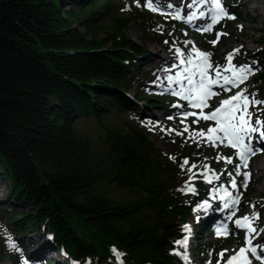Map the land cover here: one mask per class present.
I'll use <instances>...</instances> for the list:
<instances>
[{
    "label": "trees",
    "instance_id": "1",
    "mask_svg": "<svg viewBox=\"0 0 264 264\" xmlns=\"http://www.w3.org/2000/svg\"><path fill=\"white\" fill-rule=\"evenodd\" d=\"M142 1L0 0V185L7 188V204L23 206L14 217L1 210L0 225L14 227L15 240L42 233L51 251L78 264H191L183 259L184 246L175 243L187 233L182 226L191 216L197 223L194 250L206 253L202 241L221 219L196 216L192 207L216 187L197 172L191 181L196 192L179 191L191 175L179 165L187 157L189 166L207 164L226 181L227 162L216 157H232V148L198 147L188 133L168 132L173 149L161 151L142 122L164 128L169 120L143 113L158 105L168 110L175 99H152L143 89L135 99L125 94L149 55L123 29L139 20L143 40L173 42L178 22H159ZM105 18L109 29L102 28L108 27ZM237 58L254 70L244 89L264 99V44L253 52L241 49ZM110 117L117 122L109 123ZM91 120L104 130V150L80 127ZM186 123L192 121L187 117ZM11 249L2 255H13Z\"/></svg>",
    "mask_w": 264,
    "mask_h": 264
},
{
    "label": "rangeland",
    "instance_id": "2",
    "mask_svg": "<svg viewBox=\"0 0 264 264\" xmlns=\"http://www.w3.org/2000/svg\"><path fill=\"white\" fill-rule=\"evenodd\" d=\"M226 11L230 15H234L235 19L226 18L224 20H228L226 23V27L220 28L219 24L222 23V20L217 26L213 28L211 32H200L197 31L198 23L200 24L201 21L197 20L192 23L186 22L184 19H177V25L172 30V38L173 42L169 43H160L156 42L155 38H146L143 40L141 38L142 32L140 27L138 26L139 20L137 23L131 22L127 27L123 29L124 35L132 40H136L139 43H142L143 46L147 48L149 59H147V65L142 66L141 73L136 72L133 75V81L135 87L131 90L126 91L127 97L135 99L136 91L137 90H145L148 92L152 99H155L156 96H164L166 100L175 99V101L171 104V107L168 110H162L161 107L155 106L153 108H149L143 113L154 115L156 118L160 120L167 121L168 127H159L156 128L152 126L149 122H142L143 127L145 128V132L151 136V138L158 144L159 149L163 152H170L173 149L172 139L168 136V131L165 129H177L178 131L181 130L184 125L181 124V113L183 112H199V110H195L188 105V103L179 96H176L173 91H179L181 89V83L173 82L169 85L167 80V76H175L178 73L184 71L185 66H180L178 68H172L173 64L178 63L176 58V54L174 49L180 48L187 53L188 49L191 47H195L204 52H210L211 55V63L213 66L221 65L226 66V56L233 52L234 49H247L250 51H256L263 47L264 44V0H235L231 6L226 5L227 0H220ZM191 3V0H163L159 2L158 0H153V7L157 8L156 11H152L148 7L145 6V0L141 2V5L152 12L156 13L160 16L159 22L167 24L174 20L172 18L175 15L176 11L183 9L185 12L188 11L187 8L184 6ZM171 4L173 7H168ZM70 7V6H68ZM67 7V8H68ZM196 8L200 10L210 9L211 5L200 4L199 0H197ZM196 8L192 10L195 11ZM114 11L118 15H125V10L123 8L118 9L114 8ZM117 11V12H116ZM167 13V15H166ZM250 15L251 20L249 22L242 21L240 19L243 15ZM106 26H102L104 29H109L112 26L111 21L108 18H105ZM243 26L242 33L240 32L241 28L239 26ZM228 33L227 36H221L219 42L213 46L209 41L216 40V33ZM186 33V34H185ZM99 37H105L106 32H100L98 34ZM208 39V42L205 40ZM187 42H191L190 44ZM177 43V44H176ZM208 47H205L207 46ZM215 54L216 57H213ZM218 61H220L218 63ZM233 64L240 65H250L252 68V74L254 73L253 66L250 63H246L244 59H233ZM165 69H169V71H165ZM250 74L248 79L251 77ZM247 79V80H248ZM246 80V81H247ZM155 81V83H153ZM245 81V82H246ZM244 82V83H245ZM244 83L240 84L238 88H233L231 92H222L220 95L212 97L209 101L211 105V109H214L216 106L220 104L223 99L228 98L231 95H235L237 92L244 89ZM183 87L187 88V82H183ZM165 89H168L167 91ZM213 91L219 92L220 89L218 86L213 87ZM246 94H252L247 92ZM258 100L264 101V99L256 98ZM174 105H182L183 107H174ZM249 111L254 113H258L261 120H264V105L257 106L256 108H249ZM205 113L210 112L209 109L204 111ZM169 116H172L173 119H168ZM133 115H130V120L136 123V120L133 118ZM188 119L193 121L196 117L189 116ZM253 122L256 120V114L252 117ZM108 122L114 124L117 120L113 117L108 118ZM206 124V128L209 126H215L214 122L212 121H205L203 119L200 120L199 124H188L192 127L199 126L202 129L203 125ZM80 127L88 133L93 140L95 146L99 150H104V146L102 145V139L100 138L104 130L101 128L99 122L96 120H91L88 122L83 121ZM264 144L257 143L256 140H253V147L254 149H262ZM233 163L229 164L226 163L224 166L223 175L226 181H219L213 180L211 183V187H216V192L213 195L206 196V200L209 201L211 205L208 209H199V205L204 201L200 202L196 206L192 208H196V216L201 218L213 219L215 216L220 215L221 219L217 221L224 222V225H227L229 230V235H217V228H215L212 232L207 234L206 238L203 242L205 244L206 253H198L194 250V245L196 242L195 236V228L197 223L189 217V224L190 231L188 232V241L187 246L184 247L186 252L183 253V258L190 262L191 264H217L219 259L218 254L223 250L227 249L228 252L225 253L224 259L227 260L230 255L233 254V250L239 251L241 247H245V233L246 230H238L235 228L233 224V220L239 219L244 217L245 215L251 216L253 213H259V219L252 221V226L259 230L264 228V176L262 172L258 171L255 172L253 167L260 162L264 161L263 157V150L257 151L256 155L251 156L248 161L247 168H244L241 164L240 173L248 172L250 173V179L248 180V186L245 189L242 186L243 176L242 174H238L237 169L234 165L240 164L241 162L236 158V151L233 149ZM208 155H212V152L209 150ZM223 167V166H221ZM228 172L232 173V177L236 180L237 188L230 187V177L227 175ZM197 179V178H196ZM227 187L228 191H230L233 196H239V204L235 206V209H224L223 203L225 201L220 200L219 197L224 195L223 191H217L220 189L221 186ZM7 188L2 184L0 185V212L4 208L7 209L8 215L14 217L15 211H20L23 209V206L20 205L16 209L11 206V204H7ZM21 203V202H20ZM194 204V203H192ZM253 204L255 207H253ZM235 210V216L229 218L230 211ZM4 229H7V233H10L12 241L16 242L20 251H16L11 249L13 255L11 256H3L2 249L8 246L7 240V233H5L2 229H0V264H24V261H27V264H32L31 259L36 255L33 253L34 250H37L39 245L48 246L49 243L47 242V238L42 233H31L26 232L23 235L18 236L16 240L14 239V232L13 229L6 224L1 223ZM233 232H238V234H231ZM255 236V234H253ZM23 237L22 239H18ZM260 241H264V232H259V236L253 239V244H257ZM220 244V245H218ZM51 251V250H50ZM21 252L23 255H21ZM61 254V253H60ZM57 256V254L52 251L49 253L48 256H41L45 257L44 259H49L52 257L53 260L52 264H69L72 261L67 260L62 256ZM38 255V254H37ZM248 258L251 259L252 264H262L261 261L256 260L252 257V254L249 252L247 253ZM40 256V255H39ZM44 261V260H43ZM45 264V263H41ZM74 264V263H73Z\"/></svg>",
    "mask_w": 264,
    "mask_h": 264
},
{
    "label": "snow or ice",
    "instance_id": "3",
    "mask_svg": "<svg viewBox=\"0 0 264 264\" xmlns=\"http://www.w3.org/2000/svg\"><path fill=\"white\" fill-rule=\"evenodd\" d=\"M134 2H139V0H134ZM200 4L211 5L209 11L200 10L196 8L197 0H191V3L185 5L184 7L188 11L183 9L176 11L175 15L172 16L173 19H184L186 22L192 23L194 21L200 20L201 23L197 26V31L200 32H211L214 26L219 23V21L225 17L229 19H235L234 15H230L225 11L220 0H199ZM145 6L156 11L157 8L153 7V0H145ZM168 7H173L169 4ZM196 8L195 11L192 9ZM167 15V13H166ZM243 30V26H239ZM159 30V29H158ZM186 34V33H185ZM228 33H216V40L209 41L213 46H215L221 36H227ZM165 43H169L165 41ZM191 43V42H187ZM178 63L173 64L172 68H178L180 66L185 67L184 71L178 73L175 76H167L169 85L171 83H181V89L179 91H173L172 94L182 97L190 107L198 109L199 112H183L181 116V124L184 127L181 130L177 129H165L168 132H174L176 135L184 136L188 133L187 139L193 143H196L199 147L201 143L206 144L212 148H217L220 145L226 147H231L236 151V158L241 162L240 164L234 165L237 169L238 174H242L243 181L242 186L246 189L248 186V180L250 179V173L243 172L240 173L241 164L244 168H247L248 161L251 156L256 155L257 151H262V149H254L253 140L255 139L257 143L264 144V120H261L258 113L249 111V108H256L257 106L264 105V101L255 98L254 94H246L247 89H241L235 95H231L226 99H223L218 106L212 109L210 112L205 113L204 108H211L208 104V100L212 97L220 95L222 92H231L233 88H238L240 84L244 83L250 74H252V68L250 65L233 64L232 61L234 57L239 54L240 49H234L233 52L226 56V66H213L211 63V53L201 51L195 47L188 49L187 53L180 48L174 49ZM169 71V69H165ZM186 81L189 87L184 88L183 82ZM155 83V81H153ZM218 86L220 91H213V87ZM166 91L168 89H165ZM174 107H183L182 105H174ZM256 114V120L253 122V115ZM196 117L192 121L193 124H199L200 120L214 122L215 126H210L207 131L204 129H191L186 123L187 117ZM168 119H173L169 116ZM170 159L175 161V157L170 156ZM205 160L207 157L204 158ZM216 159L226 161L227 163H233L232 157L217 156ZM180 168L182 171L186 170L191 175L188 180L185 181V187L179 189V191L195 193L196 188L192 186L191 181L197 178V172H202L204 180L211 184L213 180H219L220 175L214 173L209 165L200 163H192L189 166V158L185 157L180 162ZM197 170V171H194ZM227 175L231 178L232 173L228 172ZM230 187L237 188V183L234 178L230 179ZM217 191H223L224 195L220 196L219 199L225 201L223 203L224 209H235V206L239 204L240 197L233 196V194L228 191L227 187L221 186ZM199 209H208L211 207L208 200H205L199 206ZM253 207L255 205L253 204ZM235 216V210L230 211L229 218ZM259 219V213H253V215H245L239 219L233 220V224L238 230H246L245 233V247H241L239 251L233 250V254L228 257L227 260L224 259L225 253L228 252L227 249H223L219 254V259L217 264H252L251 259L248 258L247 253H251L252 257L259 260L264 264V241H260L257 244H253V239L259 236V232H264V228H261L259 232L255 227L252 226V221ZM186 231H190L188 225L182 226ZM5 233L7 229H4L0 225ZM229 230L227 225H222L217 229V235H229ZM231 234H238V232H233ZM255 234V236L253 235ZM8 246L16 251H20L18 245L12 241L10 233H7ZM176 244L187 246V237L181 240L175 241ZM117 257L122 256L121 253L113 249ZM21 255L23 253L21 252ZM27 264V261H24ZM76 264V262H74ZM121 264L123 262L121 261Z\"/></svg>",
    "mask_w": 264,
    "mask_h": 264
},
{
    "label": "bare ground",
    "instance_id": "4",
    "mask_svg": "<svg viewBox=\"0 0 264 264\" xmlns=\"http://www.w3.org/2000/svg\"><path fill=\"white\" fill-rule=\"evenodd\" d=\"M253 170L255 172H262L264 176V161L263 162H260V164H257L256 166L253 167ZM34 254H39L41 256H48L49 253H52V251H50V248L47 246H44V245H39L38 249L37 250H34L33 251ZM58 254V253H57ZM58 256V255H57Z\"/></svg>",
    "mask_w": 264,
    "mask_h": 264
}]
</instances>
